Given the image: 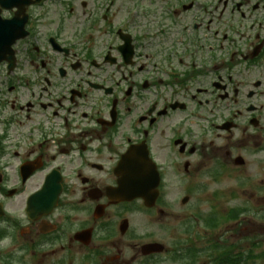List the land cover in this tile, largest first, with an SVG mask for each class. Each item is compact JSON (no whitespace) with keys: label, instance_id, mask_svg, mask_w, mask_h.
Returning a JSON list of instances; mask_svg holds the SVG:
<instances>
[{"label":"flooded vegetation","instance_id":"af4514ba","mask_svg":"<svg viewBox=\"0 0 264 264\" xmlns=\"http://www.w3.org/2000/svg\"><path fill=\"white\" fill-rule=\"evenodd\" d=\"M173 4L178 13L193 12L191 30L200 33L208 28L205 19L227 11L243 27L234 40L240 45L233 54L221 45L215 59L180 60V69L160 54L157 62L147 60L155 67L150 77L136 49L131 65L121 42L106 52L112 0H39L26 7L28 36L12 47L15 65L10 71L8 60L0 64V172L12 168L21 177L20 189L1 200L0 264H191L183 251L168 252L164 261L143 250L166 233L163 217L189 213L170 212L175 205L159 201L150 207L140 199L121 201L114 193L116 166L134 146H149L163 180L179 157L189 176L202 173L219 185L216 193L226 202L264 197V0ZM16 16V10L4 13ZM108 55L122 59L111 65ZM93 84L111 89L103 92L105 111L86 97ZM71 87L92 118L72 100ZM178 102L186 106L174 108ZM114 104L118 121L103 134L97 123L111 121ZM25 165L35 170L22 177ZM43 186L45 202H30Z\"/></svg>","mask_w":264,"mask_h":264},{"label":"rangeland","instance_id":"374dc122","mask_svg":"<svg viewBox=\"0 0 264 264\" xmlns=\"http://www.w3.org/2000/svg\"><path fill=\"white\" fill-rule=\"evenodd\" d=\"M184 179H172L170 180L171 192H174V196L180 199V196L184 194L183 189ZM170 189L168 190L169 193Z\"/></svg>","mask_w":264,"mask_h":264}]
</instances>
